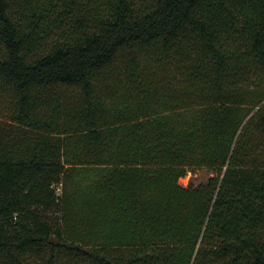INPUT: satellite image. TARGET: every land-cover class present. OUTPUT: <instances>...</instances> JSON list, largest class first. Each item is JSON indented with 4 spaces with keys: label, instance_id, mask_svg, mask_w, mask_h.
<instances>
[{
    "label": "trees",
    "instance_id": "trees-1",
    "mask_svg": "<svg viewBox=\"0 0 264 264\" xmlns=\"http://www.w3.org/2000/svg\"><path fill=\"white\" fill-rule=\"evenodd\" d=\"M0 87V264H264V0H0Z\"/></svg>",
    "mask_w": 264,
    "mask_h": 264
},
{
    "label": "rangeland",
    "instance_id": "rangeland-1",
    "mask_svg": "<svg viewBox=\"0 0 264 264\" xmlns=\"http://www.w3.org/2000/svg\"><path fill=\"white\" fill-rule=\"evenodd\" d=\"M131 56V53L123 52L121 56L118 58L115 68L118 70L116 72V76L118 80L124 81V72H127V64H128V57ZM155 72H159L157 74L158 78L161 77L162 73L161 70H155ZM165 74L170 75L172 74V71L168 68H165ZM160 79V78H159ZM120 83L114 84V87L118 89ZM61 93V95L67 97L69 96L73 100H76L77 98H80L82 93H81V88L78 86H72V87H64L61 86L58 88ZM15 110L14 108V95L6 90L4 87H0V122H7L10 114ZM215 173L210 171L209 169L205 167H199L195 168L193 171L188 172V174L180 179V183L183 186H188V185H198L200 183H204L207 181L209 176L214 175ZM62 186H60L59 190L61 192Z\"/></svg>",
    "mask_w": 264,
    "mask_h": 264
}]
</instances>
